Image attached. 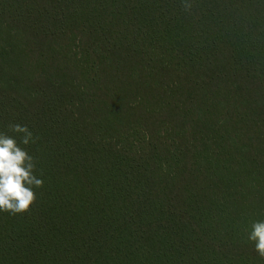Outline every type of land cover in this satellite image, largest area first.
Returning <instances> with one entry per match:
<instances>
[{"label": "trees", "instance_id": "1", "mask_svg": "<svg viewBox=\"0 0 264 264\" xmlns=\"http://www.w3.org/2000/svg\"><path fill=\"white\" fill-rule=\"evenodd\" d=\"M14 123L43 186L0 264H264V0H0Z\"/></svg>", "mask_w": 264, "mask_h": 264}, {"label": "clouds", "instance_id": "2", "mask_svg": "<svg viewBox=\"0 0 264 264\" xmlns=\"http://www.w3.org/2000/svg\"><path fill=\"white\" fill-rule=\"evenodd\" d=\"M189 7L185 3V10ZM8 127L14 135L0 132V212L15 215L29 209L36 199L35 189L43 186V180L38 178L34 157L27 151V146L36 142L32 131L27 125L14 123ZM247 240L264 258V219L252 221Z\"/></svg>", "mask_w": 264, "mask_h": 264}]
</instances>
